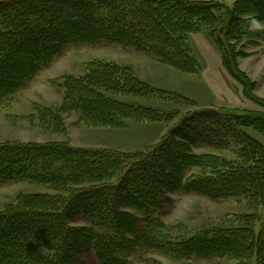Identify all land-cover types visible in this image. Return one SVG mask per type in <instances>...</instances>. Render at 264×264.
Returning a JSON list of instances; mask_svg holds the SVG:
<instances>
[{
	"label": "trees",
	"instance_id": "16d2710c",
	"mask_svg": "<svg viewBox=\"0 0 264 264\" xmlns=\"http://www.w3.org/2000/svg\"><path fill=\"white\" fill-rule=\"evenodd\" d=\"M249 18L264 24V0L232 6L214 0H0V106L71 45L119 44L197 73L190 35L211 27L225 67L244 95L264 107L237 61L240 42L264 40V30H246ZM61 86V106L36 110L59 134L66 133L63 115L69 112L114 128L133 119L169 122L175 115L122 99L169 95L130 64L93 60L82 74L64 76ZM248 127L264 133V111L223 106L189 112L139 152L68 141L1 142L0 185L26 182L55 193H20L0 211V264H79L87 255L98 264H134V253L149 251L178 259L230 254L264 264V219L257 213L239 225L192 235L174 233L177 226L164 221L181 192L221 200L247 196L254 209L264 208V144ZM205 146L228 149L233 157L196 152Z\"/></svg>",
	"mask_w": 264,
	"mask_h": 264
},
{
	"label": "rangeland",
	"instance_id": "374dc122",
	"mask_svg": "<svg viewBox=\"0 0 264 264\" xmlns=\"http://www.w3.org/2000/svg\"><path fill=\"white\" fill-rule=\"evenodd\" d=\"M232 6L237 0H214ZM218 14L221 11H216ZM211 27L190 35V43L200 62L197 73L181 72L164 65L151 56L132 47L102 42L98 44L71 45L44 67L26 88L11 96L0 106V143L5 141L49 142L68 141L74 146L107 148L117 152L145 151L155 145L182 117L189 112L220 107H239L264 111V107L246 97L242 84L225 67L222 53L210 36ZM238 65L256 83L253 93L264 98V40L242 41ZM114 61L133 65L138 75L151 85L168 91L166 97L149 99L124 98L141 102L161 110H172L174 118L169 122L127 120L124 128L95 126L80 121L73 112L63 115L66 133L48 129L38 116L37 107H59L63 102V77L83 73L87 63L93 60ZM183 96L189 97L188 101ZM121 98V97H119ZM49 121V119H47ZM264 144V133L245 128ZM196 152H209L233 157L232 152L214 147H199ZM49 192L54 189L26 182L0 185V211L13 202L20 193ZM173 205L167 210L164 221L177 226L174 233L192 235L217 225H239L244 216L257 213L264 219V208L254 209L250 198L213 199L196 193L173 195ZM262 221L256 223L257 229ZM134 264H256L255 257H236L225 254L211 258L193 256L178 259L164 252H136L131 256ZM79 264H98L94 255L85 256Z\"/></svg>",
	"mask_w": 264,
	"mask_h": 264
},
{
	"label": "clouds",
	"instance_id": "9594fccd",
	"mask_svg": "<svg viewBox=\"0 0 264 264\" xmlns=\"http://www.w3.org/2000/svg\"><path fill=\"white\" fill-rule=\"evenodd\" d=\"M246 30L248 31L264 30V24H262L255 18H249L246 24Z\"/></svg>",
	"mask_w": 264,
	"mask_h": 264
}]
</instances>
